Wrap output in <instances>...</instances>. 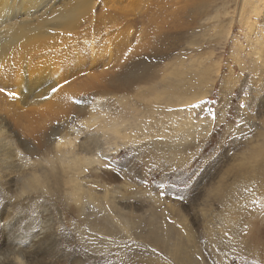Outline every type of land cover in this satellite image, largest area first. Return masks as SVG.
<instances>
[{"label":"rangeland","instance_id":"obj_1","mask_svg":"<svg viewBox=\"0 0 264 264\" xmlns=\"http://www.w3.org/2000/svg\"><path fill=\"white\" fill-rule=\"evenodd\" d=\"M142 1L149 3L147 17L155 3L167 16L144 49L130 42V95L162 82L163 69L169 72L177 61L181 72L169 84L175 95L193 100L160 112L144 105L146 131L161 135H140L116 151L96 131V157L107 165L94 163L74 177L79 202L67 183L72 176L47 163L52 143L43 133L58 128L60 109L34 133V123L15 124L3 100L0 264H264V0ZM83 39L77 81L92 59ZM63 51L58 64L70 72L73 64L63 61L70 48ZM98 54L99 60L106 56L101 49ZM100 62L92 73L103 70ZM73 77L56 86L64 104H73L74 92L66 88L75 86ZM167 84L156 86L168 91ZM93 94L80 92L75 100L91 106ZM115 101L110 111L117 110ZM72 115L62 132L78 133L77 145L89 131ZM188 119L190 133L180 125Z\"/></svg>","mask_w":264,"mask_h":264},{"label":"bare ground","instance_id":"obj_2","mask_svg":"<svg viewBox=\"0 0 264 264\" xmlns=\"http://www.w3.org/2000/svg\"><path fill=\"white\" fill-rule=\"evenodd\" d=\"M155 4L152 15L147 17L149 3L142 0H0V87H11L9 84L13 86L10 91H5L6 94L0 91V103L7 100L13 112L15 124L26 121L29 124L39 123L43 126L45 125L43 120L50 115L55 117L58 113L55 108L60 109L59 121L61 123L59 122L58 128L43 133L45 142L52 143L51 146L48 145L51 147L47 153L50 157L46 158L50 166L56 164L55 167L52 166L54 169L59 168V171L72 176L67 183L75 193L76 199L79 198L77 192L80 185L74 177L83 172L86 166L94 163L107 165L101 157L100 159L96 157L100 148L97 138L99 132L105 138L108 150L116 151L120 146L123 147L140 140L138 139L140 135L148 136L149 132L146 129L150 122H147L149 118L147 119L145 114L149 108H153L156 112L162 109L169 111L170 105L188 102L194 98H180L174 94L173 87L169 84V81L173 84L175 75L181 72L175 59L176 63L172 64L169 72H164L163 69L162 76H160L162 82L157 81L150 87L139 86L133 96L130 95L131 90L128 85L132 67L125 56L132 55V51L127 53L130 42L135 41L136 49H144L150 43L147 41L149 33L155 35L156 32L158 35L161 32L160 20L166 18L167 12H163L161 7ZM106 33L108 36H104ZM78 38H84V41L90 42L87 50L92 55V59L89 60L90 71L79 81L76 75L84 70V58L81 54L84 48L80 46ZM93 38L102 41H94ZM62 44H65L64 47L61 46ZM69 48L70 51L63 61L71 62L74 68L67 72L62 66L63 63L58 64V62H60L61 54L65 52L63 50L67 51ZM97 49L106 53V56H102V60H99V54L93 55ZM104 60L103 70L99 73H92V70L101 64L100 61ZM112 64L114 66L109 67ZM10 74H12L11 78H7ZM68 74L74 76L73 79L76 80L74 81L75 86L72 83L66 86L70 89L68 91L74 92L72 98H68V102L72 100L73 104H64L67 99L61 93L59 95L52 91L66 79ZM165 80L168 81V88L172 90L157 89L156 85L166 84ZM84 91H94L91 106L79 105L81 101L75 100V96ZM118 92L120 94L116 96H108V94ZM105 94L107 97H103ZM112 99L116 100V107L118 106L116 111L109 109ZM144 105H148V109L146 107L145 110ZM133 106L135 109H132ZM71 113L82 122L83 128L89 131V134L83 140L78 141L77 145L75 143L77 132L74 136H71L73 133L62 132L66 126L68 114L70 116ZM161 114L164 115V112ZM180 125L188 131L192 123L188 119L182 121ZM180 125L178 130L175 128V133L181 130ZM38 126L40 125L32 127L29 132L35 133V128ZM96 131L98 134L95 133ZM160 133L152 131L149 134L154 136L161 135ZM0 134H2L1 131ZM0 141H2L1 135ZM40 141L43 143L42 140ZM3 149L1 151H5ZM79 200L76 201L79 202Z\"/></svg>","mask_w":264,"mask_h":264},{"label":"snow or ice","instance_id":"obj_3","mask_svg":"<svg viewBox=\"0 0 264 264\" xmlns=\"http://www.w3.org/2000/svg\"><path fill=\"white\" fill-rule=\"evenodd\" d=\"M57 89L56 88H53L52 91L55 92Z\"/></svg>","mask_w":264,"mask_h":264}]
</instances>
